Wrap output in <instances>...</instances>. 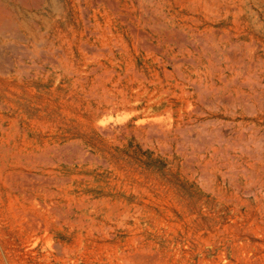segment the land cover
<instances>
[{
	"label": "rangeland",
	"instance_id": "rangeland-1",
	"mask_svg": "<svg viewBox=\"0 0 264 264\" xmlns=\"http://www.w3.org/2000/svg\"><path fill=\"white\" fill-rule=\"evenodd\" d=\"M262 62L264 0H0V264H264Z\"/></svg>",
	"mask_w": 264,
	"mask_h": 264
},
{
	"label": "bare ground",
	"instance_id": "bare-ground-1",
	"mask_svg": "<svg viewBox=\"0 0 264 264\" xmlns=\"http://www.w3.org/2000/svg\"><path fill=\"white\" fill-rule=\"evenodd\" d=\"M261 7V6H260ZM3 23V22H2ZM8 26V25H7ZM13 26V25H12ZM16 26V25H15ZM8 29V28H7ZM43 35V34H42ZM263 50V49H262ZM257 53V52H256ZM247 54V53H246ZM256 56V55H255ZM255 56H254V58H255ZM257 57V56H256ZM247 58V57H246ZM239 61V60H238ZM260 63V62H259ZM264 62H262V64H263ZM264 65V64H263ZM256 67V66H255ZM262 68V67H261ZM264 72V71H263ZM262 74V73H261ZM253 76V75H252ZM262 78V77H261ZM262 80V79H261ZM247 82V81H246ZM244 85V84H243ZM242 85V86H243ZM247 86V85H246ZM253 86V85H252ZM259 86H261V84L259 85ZM244 87V86H243ZM261 90V89H260ZM253 93V92H252ZM257 93V92H256ZM237 94V93H236ZM248 101H249V99H248ZM219 103H221V102H219ZM258 103V102H257ZM245 110V109H244ZM247 110H248V108H247ZM246 112V111H245ZM253 114V113H252ZM264 133V132H263ZM198 138V137H197ZM241 139V138H240ZM259 140V139H258ZM261 140V139H260ZM259 140V141H260ZM240 143V142H239ZM245 143V142H244ZM249 144H250V142H249ZM247 147V146H246ZM256 149V148H255ZM256 152V151H255ZM246 170V169H245Z\"/></svg>",
	"mask_w": 264,
	"mask_h": 264
}]
</instances>
